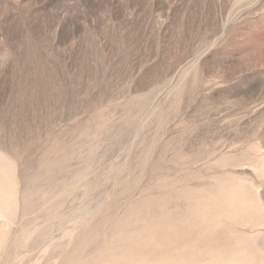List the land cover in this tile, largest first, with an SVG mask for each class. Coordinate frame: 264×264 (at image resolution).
<instances>
[{
	"label": "rangeland",
	"instance_id": "1",
	"mask_svg": "<svg viewBox=\"0 0 264 264\" xmlns=\"http://www.w3.org/2000/svg\"><path fill=\"white\" fill-rule=\"evenodd\" d=\"M0 264H264V0H0Z\"/></svg>",
	"mask_w": 264,
	"mask_h": 264
}]
</instances>
